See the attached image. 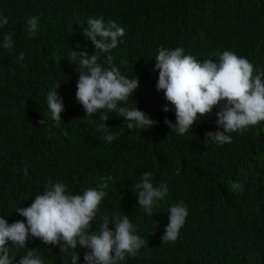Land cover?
I'll return each instance as SVG.
<instances>
[{
  "label": "trees",
  "instance_id": "obj_1",
  "mask_svg": "<svg viewBox=\"0 0 264 264\" xmlns=\"http://www.w3.org/2000/svg\"><path fill=\"white\" fill-rule=\"evenodd\" d=\"M33 16L39 20L30 35L27 20ZM101 17L125 35L116 48L97 52L98 62L138 77L128 106L135 101L158 121L150 130L126 129L111 142L97 128L105 123L117 131L123 118L106 110L85 117L76 99L82 69L78 59H69L72 49L84 46L94 53L83 28L89 18ZM0 18L8 21L0 27V217L26 222L15 209L30 206L49 178L64 183L69 194L106 185L93 230L101 214L128 215L147 242L121 264H264V121L243 134L230 133L231 144L206 141L205 134L217 130L221 102L181 136L164 123L176 122L175 108L157 91L155 70L161 47H182L201 62H219L224 51H232L252 63L254 74L264 72V0H0ZM5 34L13 36L11 52L3 47ZM54 84H61L65 107L58 127L46 103ZM146 172L154 186L168 187L152 216L136 197L135 185ZM233 182L242 183V190H233ZM180 202L187 205L186 223L175 242H162L169 209ZM26 246L12 247L10 256L18 260L35 248L44 264H72L71 249L61 252L38 238ZM76 251V264H85L87 250L78 245Z\"/></svg>",
  "mask_w": 264,
  "mask_h": 264
},
{
  "label": "clouds",
  "instance_id": "obj_2",
  "mask_svg": "<svg viewBox=\"0 0 264 264\" xmlns=\"http://www.w3.org/2000/svg\"><path fill=\"white\" fill-rule=\"evenodd\" d=\"M38 17L27 20L29 34L34 35L38 26ZM8 23L7 18H0V27ZM83 35L91 41L94 53L88 54L84 46L80 52L72 49L70 60L78 59L79 71L76 84V99L82 105L86 115L91 117L98 110L117 112L123 118V125L112 131L105 123L98 128L106 142H111L124 131L140 129L150 130L158 121L135 106L129 107L133 93L139 86V78L129 79L120 70L112 66L105 68L99 63L97 52L107 53L116 48L125 30L114 21L89 18L83 28ZM99 38V39H98ZM3 47L12 51L14 39L11 34L3 37ZM19 60L24 59L20 53ZM112 57H106L112 65ZM155 70H158L157 91H163L166 101L175 108L176 122L165 118L164 123L171 131L184 136L194 123L210 114L214 107L224 102L216 112V131H209L206 141L218 145L233 142L230 133L243 134L249 126H256L264 121V72L257 71L247 58L240 57L232 51H224L219 62L213 59L198 61L191 54H185L182 47L170 50L161 47L156 56ZM61 84H54L47 93V107L55 126H59L61 113L65 111L62 98L58 95ZM132 101V100H131ZM122 105V106H121ZM167 105L163 111L168 112ZM103 121L109 118L101 115ZM106 185L87 188L83 194H69L64 183L48 179L45 190L37 194L26 208H16L18 215L25 221L9 223L0 217V264H44L37 249H29L25 255L16 260L10 256L12 247L25 248L32 238L40 239L45 245H59L61 252L71 249V262L78 260L77 246L86 249L85 264H121L127 257L137 256L139 250L147 243L136 234L137 229L128 215L110 218L101 214L99 228L93 230L92 222L99 213V205L106 197ZM233 190H242L243 184L233 182ZM138 190V206L149 215H153L155 202L168 194L166 184L154 186V177L150 172L142 175L135 185ZM189 212L187 205L180 202L169 209V223L161 237L162 242H175L181 228L186 223ZM114 225V229L109 225Z\"/></svg>",
  "mask_w": 264,
  "mask_h": 264
}]
</instances>
